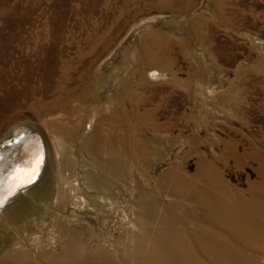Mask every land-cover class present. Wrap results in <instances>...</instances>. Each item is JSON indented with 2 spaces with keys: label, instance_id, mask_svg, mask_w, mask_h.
<instances>
[{
  "label": "rangeland",
  "instance_id": "rangeland-1",
  "mask_svg": "<svg viewBox=\"0 0 264 264\" xmlns=\"http://www.w3.org/2000/svg\"><path fill=\"white\" fill-rule=\"evenodd\" d=\"M24 128L52 193L0 264H264V0H0Z\"/></svg>",
  "mask_w": 264,
  "mask_h": 264
},
{
  "label": "bare ground",
  "instance_id": "bare-ground-1",
  "mask_svg": "<svg viewBox=\"0 0 264 264\" xmlns=\"http://www.w3.org/2000/svg\"><path fill=\"white\" fill-rule=\"evenodd\" d=\"M136 35H137V33H134L129 38L134 39ZM90 127H91V124L87 127L86 131L90 130ZM22 133H26V134L36 133V134L40 135V137L42 138V141H43V144L40 145V147H39L40 150L38 148L36 149L34 144L31 141L30 142L31 146L29 148L27 147L28 145L26 144L27 146L23 147V149H21L19 151V153H16L15 155H13L12 152H14L17 145H12L11 147L7 148V147H5V144L8 143L11 138L18 137ZM21 139L22 138H20V141H21ZM22 140H24V139H22ZM43 150H45L46 156L43 154ZM30 153H31V155L35 156L34 159L31 157ZM7 158L9 160L5 161ZM37 160L39 161L38 170L36 171L35 178L32 179L30 182V183H32L38 179L36 181V183H34L31 186H27L25 189L21 190L18 193V195H16L14 198L9 200V202L5 206V204L7 202V199H6L4 202L5 207L3 206L4 208H0V251L1 252L5 248L9 247L11 245L13 239H14V238H11L10 236L13 237L14 231H12V230L15 229L14 225L16 223V220H18L19 217L23 216L24 212L30 206L36 205L37 202H42V201L47 202L49 195L51 196V193H52L51 183L52 182L50 181V178H52V177H50V176H51V172H52V162H51V155H50V148H49L48 141H47L46 137L44 136V134L42 132H38L37 130L31 129V128L20 129V130L16 131L14 134H12L11 136L4 139L2 142H0V175L5 174L4 175L5 177H3V179H2L3 185L5 184L8 186H11L13 180L17 176L21 177V179L19 181V185H24V184L28 185L29 182H27L26 178L31 175V172H32L33 168L35 167V162ZM43 164H44V168L42 170ZM50 164H51V169H50ZM75 187L77 188V190L80 189L78 183H75ZM16 192L14 191V193H16ZM13 195L14 194L12 193L10 196H13ZM49 199H50V197H49ZM37 208H35V210ZM259 209L260 208H258V211H259ZM222 210H225V209L223 208ZM254 210H256V209H254ZM240 212H242V211H240ZM230 218H231V216H230ZM259 222H260V220H259ZM10 230L13 232V234L9 233ZM2 231H3V234H4V232H6V233L4 234V239H3V242L1 243V241H2L1 238H3V235L1 234ZM7 237L11 238V240ZM247 237H248V235H247Z\"/></svg>",
  "mask_w": 264,
  "mask_h": 264
},
{
  "label": "water",
  "instance_id": "water-1",
  "mask_svg": "<svg viewBox=\"0 0 264 264\" xmlns=\"http://www.w3.org/2000/svg\"><path fill=\"white\" fill-rule=\"evenodd\" d=\"M24 137V138H23ZM20 138H22V139H24V140H22L21 139V141H20ZM20 141V142H19ZM32 141V143L34 144V146H35V148L37 149H39V147H40V145H42L43 144V141H42V138L40 137V135H38V134H36V133H31V134H26V133H22L21 135H19L18 137H14V138H11L10 140H9V142L8 143H6L5 144V147H7V148H9V147H11L12 145H17L16 146V148H15V150H14V152H12L13 153V155H15L16 153H19V151L21 150V149H23V147H25V146H27L28 148L31 146L30 145V142ZM27 144V145H26ZM40 150V149H39ZM11 153V154H12ZM10 154V155H11ZM43 154L46 156V154H45V150H43ZM30 155H31V153H30ZM31 157L34 159L35 158V156L34 155H31ZM9 158V157H8ZM6 159L5 161H7V160H9V159ZM45 160V159H44ZM43 168H44V164H43V167H42V170H43ZM5 175V174H4ZM3 174L2 175H0V183H2V179H3V177H5ZM38 180V179H37ZM37 180H35L34 182H32V183H29L28 185H26V184H24V185H19L17 188H16V190H15V192L16 193H14L13 192V196H7L6 197V199H7V202H6V204H5V206L7 205V203L9 202V200H11L12 198H14L16 195H18V193L21 191V190H23V189H25L27 186H31V185H33L34 183H36V181ZM10 186H8V185H5L4 184V188H5V190H7L8 188H9ZM9 198V199H8ZM5 199V200H6ZM4 206V207H5ZM4 207H0V208H4Z\"/></svg>",
  "mask_w": 264,
  "mask_h": 264
},
{
  "label": "snow or ice",
  "instance_id": "snow-or-ice-1",
  "mask_svg": "<svg viewBox=\"0 0 264 264\" xmlns=\"http://www.w3.org/2000/svg\"><path fill=\"white\" fill-rule=\"evenodd\" d=\"M38 165H39V161L37 160L35 162V167L33 168L31 175L26 178L27 182L30 183L31 180L35 178L36 171L38 170ZM20 179H21V177L17 176L13 180L11 186L7 190H5L3 183H0V207L4 206V202H5L6 197L11 195L16 190V188L19 186Z\"/></svg>",
  "mask_w": 264,
  "mask_h": 264
}]
</instances>
